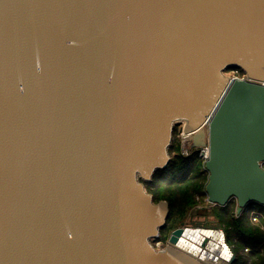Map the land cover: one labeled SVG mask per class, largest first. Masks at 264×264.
Segmentation results:
<instances>
[{
	"label": "water",
	"instance_id": "obj_1",
	"mask_svg": "<svg viewBox=\"0 0 264 264\" xmlns=\"http://www.w3.org/2000/svg\"><path fill=\"white\" fill-rule=\"evenodd\" d=\"M179 124L208 203L264 206V0H0V264H233L153 243Z\"/></svg>",
	"mask_w": 264,
	"mask_h": 264
},
{
	"label": "trees",
	"instance_id": "obj_2",
	"mask_svg": "<svg viewBox=\"0 0 264 264\" xmlns=\"http://www.w3.org/2000/svg\"><path fill=\"white\" fill-rule=\"evenodd\" d=\"M230 70H235L239 76L245 74L239 68ZM181 144V139L173 140L169 166L158 170L151 181L145 182L155 202L166 200L170 204L167 224L162 228L164 240L172 229L185 223L188 214L196 215L198 219L189 221L190 225L225 229L226 240L237 255L233 264H264V206L252 203L239 213L236 200H231L225 206L208 204L203 211L213 219H202L198 209L193 208L207 196L208 172L203 168L199 153L185 156L181 153ZM254 216L258 217L257 222L253 221Z\"/></svg>",
	"mask_w": 264,
	"mask_h": 264
},
{
	"label": "built area",
	"instance_id": "obj_3",
	"mask_svg": "<svg viewBox=\"0 0 264 264\" xmlns=\"http://www.w3.org/2000/svg\"><path fill=\"white\" fill-rule=\"evenodd\" d=\"M237 77V76H236ZM179 135H180V138H181V150H182V154L185 155V156H190L192 155L193 153L197 152L199 153V156L202 158L203 162H204V166H205V161L209 158V148L208 146H204V147H200V148H193L191 146V138H192V134H188L186 132H184V129L183 127L181 126V131L179 132ZM253 221L257 222L258 221V217L254 216L253 217ZM187 229H200V230H204L203 228H200V227H195V228H188V227H185V230ZM212 231L214 232L213 234L211 233L210 235H205L203 232H200V238H199V241L196 242L197 244V248L194 252L198 253L199 255L201 253H203V251L205 249H207V247H211V242L212 240H217V242L219 243V246L221 247L220 250H221V257H223L225 260H228L230 259V256H231V252L229 250V248L225 245V243L229 244L226 240V234H225V231L224 229H220V230H217V229H213L212 228ZM215 235V236H214ZM185 236V233L184 235ZM182 236V237H183ZM203 236H207L208 237V242L206 243V246H203L201 243H200V239H202ZM219 236H221L219 238ZM181 239L178 241L177 245L187 251H192L191 249H187V248H184L182 247L179 243H180ZM230 248L233 250V247L229 244ZM157 247V246H156ZM158 248V247H157ZM160 249V248H159ZM248 250V249H247ZM234 251V250H233ZM193 252V251H192ZM224 252L227 253V255H223Z\"/></svg>",
	"mask_w": 264,
	"mask_h": 264
},
{
	"label": "bare ground",
	"instance_id": "obj_4",
	"mask_svg": "<svg viewBox=\"0 0 264 264\" xmlns=\"http://www.w3.org/2000/svg\"><path fill=\"white\" fill-rule=\"evenodd\" d=\"M200 232H203L205 235L213 234L214 232L211 230H200V229H187L184 231L185 236L181 238L180 245L184 248L191 249L192 251H195L198 247L196 242L199 241L200 238ZM215 236V235H214ZM221 236H219L220 238ZM212 248L219 247V243L217 240H212L211 245ZM224 256L227 255L226 252L223 254Z\"/></svg>",
	"mask_w": 264,
	"mask_h": 264
},
{
	"label": "rangeland",
	"instance_id": "obj_5",
	"mask_svg": "<svg viewBox=\"0 0 264 264\" xmlns=\"http://www.w3.org/2000/svg\"><path fill=\"white\" fill-rule=\"evenodd\" d=\"M226 74H228V75H233V76H237V77H243L244 75H242V76H239V75H236V73L235 72H233V71H227L226 72ZM182 126V125H181ZM177 131V130H176ZM181 139L180 138V135H179V131L178 132H175L174 133V138H173V140L174 139ZM203 168H205L204 167V162H203ZM208 204L209 205H211L210 203H208V201H207V196L205 197V200H202V202H198L197 204H196V206L193 208V209H198V211H199V214H200V216H201V218L202 219H204V218H207V219H213V217L210 215V214H205V212L206 211H203V207H207L208 206ZM209 213V212H208ZM191 214H188L187 215V217L185 218V220H184V222H185V226L186 227H188V228H195V225H190V223H189V221L190 222H194L196 219H198V217L196 216V215H192V216H190ZM214 229H217V230H220V229H222L221 227H215ZM224 229V228H223ZM224 231H225V229H224ZM226 234V233H225Z\"/></svg>",
	"mask_w": 264,
	"mask_h": 264
},
{
	"label": "flooded vegetation",
	"instance_id": "obj_6",
	"mask_svg": "<svg viewBox=\"0 0 264 264\" xmlns=\"http://www.w3.org/2000/svg\"><path fill=\"white\" fill-rule=\"evenodd\" d=\"M230 71H233V72H235L236 73V71L235 70H230ZM175 130H178L179 132L181 131V124H179V125H176L175 126ZM174 130V131H175ZM179 227H183L184 229H185V223H182L180 226H178L177 228H179ZM195 227H200V228H215V227H203V226H195ZM177 228H174V229H172L170 232H169V234H168V238L166 239V240H164V238H163V233H162V230H161V232H160V235L157 237V238H155L154 240H153V243L155 244V246H157L158 248H160V249H165V248H167L168 247V240H169V237H170V235L172 234V232L175 230V229H177Z\"/></svg>",
	"mask_w": 264,
	"mask_h": 264
}]
</instances>
